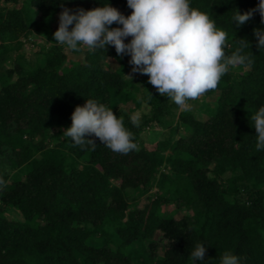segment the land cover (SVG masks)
Returning <instances> with one entry per match:
<instances>
[{"label":"trees","instance_id":"trees-1","mask_svg":"<svg viewBox=\"0 0 264 264\" xmlns=\"http://www.w3.org/2000/svg\"><path fill=\"white\" fill-rule=\"evenodd\" d=\"M100 3L107 0H0V264H191L197 243L205 264H219L225 251L264 264V152L251 119L264 106V49L253 35L264 28L259 0H191L227 33L228 58L254 60L199 98L204 118L160 96L147 75L127 77L129 57L114 47H82L78 60L53 41L63 8ZM109 3L131 12L126 0ZM236 10H253L251 20L236 26ZM37 37L43 43L29 61L22 47ZM87 99L111 107L138 150L113 152L94 135L86 137L93 150L63 136ZM134 108L142 109L139 127ZM151 128L161 132L149 148L142 135Z\"/></svg>","mask_w":264,"mask_h":264},{"label":"clouds","instance_id":"clouds-1","mask_svg":"<svg viewBox=\"0 0 264 264\" xmlns=\"http://www.w3.org/2000/svg\"><path fill=\"white\" fill-rule=\"evenodd\" d=\"M131 12L125 16L109 0L106 4L70 11L63 8L53 41L71 52L79 53L82 47L89 52L108 46L117 57L127 55L132 73L145 74L160 96L171 99L179 108L189 111L191 101L215 90L222 77L237 66L251 67V55L226 56L227 33L218 28L206 12L191 6V0H126ZM264 25V0L257 6ZM253 10L239 12L233 24L241 26L251 20ZM119 27H110L113 24ZM257 50L264 49V28H257ZM126 43V38H129ZM248 41V40H247ZM249 42V41H248ZM250 47V42L243 44ZM127 76V75H126ZM131 79L130 76H127ZM143 113L130 116L133 126L139 127ZM255 129V147L264 152V106L251 117ZM95 136L103 145L120 154L138 150L133 133L124 126L122 118L112 108L95 99H87L71 113V124L63 136L80 147L96 143L86 137ZM5 181L0 177V189ZM206 248L197 243L191 252V264L199 260L205 264ZM219 264H241V258L225 251Z\"/></svg>","mask_w":264,"mask_h":264},{"label":"rangeland","instance_id":"rangeland-1","mask_svg":"<svg viewBox=\"0 0 264 264\" xmlns=\"http://www.w3.org/2000/svg\"><path fill=\"white\" fill-rule=\"evenodd\" d=\"M58 23H59V16H56L55 18V21L53 22V25L54 26H58ZM127 41V38L126 40ZM43 43V39L41 37H37L35 39V43L33 42H30V43H25V45L22 47V51L25 52L26 54V57L28 58L29 61H33L34 58H35V53L37 52L38 50V45L37 44H41ZM76 59L78 60H81L83 58V53L80 52L78 53L76 56H75ZM106 67H108L109 69H115L117 67V63L115 60L109 58L106 60ZM135 75L134 73H132L131 69L127 72V76H133ZM136 77H134L135 79ZM135 81H137V83L141 86V89L143 88L142 84L140 82H138L137 78L135 79ZM142 93L141 91L137 93V96L138 97H141ZM216 98V96H207L205 98L206 101H212ZM201 100L198 99L196 101H191V105H192V109L195 108L196 110V113L197 115L201 116L202 118L206 117L202 111L200 110V107H198L200 104H202V102H200ZM126 108H133L134 107V104L133 103H128V104H125L124 105ZM194 110V111H195ZM136 111H141L142 112V109L139 108V109H133V114L136 112ZM159 132H161V129L160 128H151L149 130H147L143 135H142V138L145 142V145L148 146L149 148H151L153 146V143L158 140L159 137ZM146 202V199H145V196H141L138 201H137V204L136 206L137 207H142ZM172 206H167L164 208V213H167L168 211H171L172 210ZM180 215V213H176L175 217L178 218ZM156 237H157V234H156Z\"/></svg>","mask_w":264,"mask_h":264}]
</instances>
